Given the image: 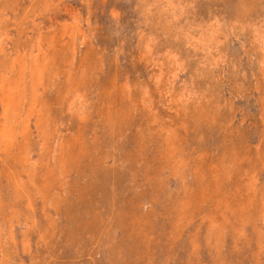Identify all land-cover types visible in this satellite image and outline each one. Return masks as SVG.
<instances>
[{
  "label": "rangeland",
  "instance_id": "374dc122",
  "mask_svg": "<svg viewBox=\"0 0 264 264\" xmlns=\"http://www.w3.org/2000/svg\"><path fill=\"white\" fill-rule=\"evenodd\" d=\"M0 264H264V0H0Z\"/></svg>",
  "mask_w": 264,
  "mask_h": 264
}]
</instances>
